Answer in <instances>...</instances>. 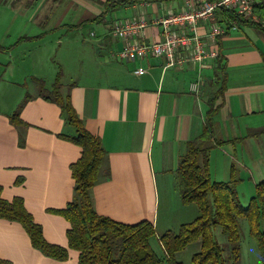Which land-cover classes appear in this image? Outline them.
<instances>
[{"label":"crops","instance_id":"0c3cea01","mask_svg":"<svg viewBox=\"0 0 264 264\" xmlns=\"http://www.w3.org/2000/svg\"><path fill=\"white\" fill-rule=\"evenodd\" d=\"M61 1L32 0V5L20 8L35 31L21 36H35L42 30L48 31L46 27L52 32L84 30L89 26L100 28V39L96 41H87L88 37L83 36L84 57L63 51L56 60L66 69L75 62L86 67L76 82L69 83L68 89L62 84L60 91L62 94L69 91L83 126L100 138L106 152L98 179L90 189L95 211L127 224L150 221L155 229V235L150 238L151 245L152 238L158 241L161 233L176 230L198 213L187 205L191 208L187 211L189 217H193L191 220L180 215L172 220L173 225L161 218L163 208L169 210L172 205L163 191L174 184L178 189L176 168L179 158L185 152L187 141L198 137L203 130L207 99L216 89L215 58H207L203 64L188 61L180 68H164V58L150 52L134 61L121 60L117 52L128 43L160 41L161 26L152 23L154 17H167L170 12L177 14L201 7V4L180 0L175 7L170 5L171 1L141 0L122 6L130 11L125 17H116L110 22L103 17L97 21L102 27L85 21L104 11L101 4L104 0H66L65 6ZM74 12V17L69 16ZM218 14L217 9V18ZM142 17L149 23L136 33L123 38L113 33L115 22H136ZM197 25L208 47L221 51L226 60V88L222 104L213 118V135L225 143L208 152V170L211 180L227 181L231 165L238 171L237 162L243 164V171H252L242 155L243 146L245 140L249 144V140L259 141L263 136L251 137L247 132L264 125V76L262 74L256 80L255 72L245 71V68L260 67L264 34L254 27L236 25L234 31L238 32L231 31L219 40L217 36L216 40H211L204 37L210 21L199 20ZM249 33L259 38L254 39ZM108 36L115 40V47L109 44ZM43 38L29 43L35 44ZM57 40V43L62 41L58 37ZM44 65L48 74H45L46 70L35 68L29 73L30 77L48 80L56 75L52 63L47 60ZM138 66H142L145 73H133ZM196 80L199 89L194 92L189 84ZM23 87L20 80L8 85L0 80V196L7 201L21 198L33 221L41 226L44 239L65 247L68 255L64 260L44 255L32 246L19 222L0 218V258L10 264H79V251L68 246L66 232L70 223L57 211L65 208L72 198L71 164L80 157L81 147L60 136L71 135L73 130L65 123L59 105L44 99L38 90L26 94L29 97L19 111L21 123L15 125L10 121L9 116L25 96H20ZM7 93L12 95L2 97ZM106 169L108 175L105 177ZM213 172L219 174H214L213 178ZM151 247L157 255H163L160 244L159 251Z\"/></svg>","mask_w":264,"mask_h":264},{"label":"trees","instance_id":"16d2710c","mask_svg":"<svg viewBox=\"0 0 264 264\" xmlns=\"http://www.w3.org/2000/svg\"><path fill=\"white\" fill-rule=\"evenodd\" d=\"M31 1H27V5ZM137 1L141 0H104L101 4L105 10L111 11ZM1 2L5 3L6 0H0ZM104 12L85 22L100 21ZM218 12V22L225 25V32L217 35L218 40L229 34L231 22L238 27H254L264 34V0H253L254 18L246 17L233 9L219 8ZM44 34L45 32L35 36H19L14 44H0V51H7L21 42L41 38ZM261 59L264 66V52L261 53ZM213 66L216 89L207 99L208 110L203 130L198 137L187 141L185 152L180 156L176 168L180 199L185 204L194 203L198 213L191 221L180 224L176 230H168L158 236L162 256L157 255L150 245V238L155 235L154 226L150 221L127 224L95 211L90 189L98 179L106 155L100 138L83 126L71 103L70 94L61 93L60 71L56 73L49 87L41 78H33L38 83L39 95L59 105L65 123L73 130L71 135L60 136L81 147L80 157L71 164L74 180L72 198L65 208L57 211L70 223L66 232L68 246L79 251V264H183L176 259V253L195 241H199L200 246L199 250L191 255L190 264H227V260L230 261L229 264H240V218L246 219L249 234L256 241L260 264H264V178L255 183L248 203L243 205L237 191L240 179L234 165H231L230 178L227 181H214L209 176L208 152L225 143L213 135V118L222 104L227 81L226 60L221 51L217 52ZM28 97L25 95L9 116L15 125L21 123L19 111ZM262 134L264 125L247 132V136L251 137H259ZM107 175L106 169L104 176ZM0 218L19 222L30 237L32 246L44 255L59 260L67 258L65 247L50 244L44 239L41 226L33 221L21 198L7 201L0 196ZM217 226L227 242V258L223 255L225 248L213 234V229ZM0 264L10 263L0 258Z\"/></svg>","mask_w":264,"mask_h":264},{"label":"rangeland","instance_id":"374dc122","mask_svg":"<svg viewBox=\"0 0 264 264\" xmlns=\"http://www.w3.org/2000/svg\"><path fill=\"white\" fill-rule=\"evenodd\" d=\"M27 1L29 0H6L5 3L2 2L0 3V44L2 45L14 44V42L19 36L25 33L27 34L29 32L30 33L35 32L33 31L34 26L29 22L30 20H28L27 16L24 13H22L24 10L20 9L25 6L32 5V3L27 5ZM179 1L180 0L171 1L170 5L176 7ZM60 3L62 6H65L67 2L66 0H62ZM165 6H168V4H165ZM104 11H105L104 17L106 18V20H109L108 22H110L111 19H116V17H120V16L125 17L130 13V11L124 10V8L121 6L111 11L105 10L104 8ZM75 14L76 12H74L69 16L74 17ZM87 23L88 24L94 23L97 25L100 24V22H87ZM46 28L48 31L42 30L41 32L47 33L46 34L47 36L44 38L41 37L43 39L40 40V42L32 44L29 43L30 41H25L28 43L25 44L24 42H21L19 44L12 46L11 49L7 51L4 52L0 51V62L2 64V65L0 64V80L1 82H6V85L10 84L11 82L20 80L24 85L23 87L24 91L22 95H20L21 97L26 95L27 93L32 94L35 92V90H38L37 81L33 80V78L30 77L29 73H31V71L35 68H40V70H46L45 74H48L49 72L48 68L47 66L44 65L45 62L47 63V60L48 62L52 63L53 69L56 72L58 71L61 72L60 83L61 85L63 84V86L68 89L69 83L76 82L78 80L77 77L81 73H83V70H86V67L84 68L81 62L80 63L75 62L72 65H70L69 69H66L64 66L61 67V65L58 64L56 60L60 57L63 51L70 54L73 53L74 55L76 54V56L79 57L80 56L84 57L86 53L85 51L86 48L82 46V42H84L83 36L88 37L87 41L93 42L100 39V32H101L100 28L92 29V26L86 27V29L84 30L65 29L62 31L58 30L56 32L50 31L49 27ZM234 30L236 29L230 28L229 31L230 32L233 31V33L238 32ZM86 32L87 35L90 36H87ZM57 37L62 40L61 43H57L58 42ZM251 37L254 39L259 38L255 35H251ZM108 42L109 44H112L114 46L115 40L110 36H108ZM101 50L106 51V49L104 48H102ZM10 56H12L10 61L11 63L10 66L7 67ZM245 71H254L256 80H258V78L262 74L264 76V66L262 63L260 64V67L258 65L255 67L245 68ZM232 73L233 72L230 71L231 79H233ZM52 76L48 80L44 79L45 80L44 82H46L45 85L47 87L51 85V83L55 78V76L53 77ZM6 95L11 96L12 93L4 94L2 95V97ZM15 96H17V94H15L14 97ZM257 115H262V114L258 113ZM254 140H249V144H247L245 140V147L243 146V153H242L245 160H247L249 165L251 166L252 171H247V172L243 171V168L245 167L242 166L243 164L241 165L239 162H237L239 164L237 177L240 179L237 185V191H238L239 199L243 205H246L248 203V200L253 193L255 183L264 178V134L263 136H261V139L259 141L255 140L254 142ZM214 174H219V173L213 172L212 175L213 178H215ZM164 192L165 195L171 199L172 205L169 207V210L163 208V210L161 211L162 212L161 218L171 221V224L173 225H175V222H173L172 220L178 218L180 215L182 216V218L189 221L193 217H189L188 215L189 213H187V211L188 209L190 210L191 208H188L189 206L187 205H190V207L194 209L195 214L197 213V207L195 206L194 203H187V204L182 203L179 195V190L177 189L176 184H174V187L170 186L166 191H163V194ZM163 207H166V205H163ZM238 223H239V229L241 235L240 264H260V256L256 245V241L249 234L248 231L249 228L246 219L240 218L238 219ZM213 234L217 239V241L223 246V248H225L227 242L225 237L221 233V229L219 226L213 229ZM158 244L159 243L156 238L151 239V245L156 251L160 250L158 249ZM199 246H200L199 241L189 243L185 249H183L182 251L178 252L175 255L176 259L181 261L183 264H190L191 255L199 250ZM228 253H229L228 248H225L223 252L225 258H227ZM227 262H228L227 264L230 263L229 260H227Z\"/></svg>","mask_w":264,"mask_h":264},{"label":"built area","instance_id":"2783aa9c","mask_svg":"<svg viewBox=\"0 0 264 264\" xmlns=\"http://www.w3.org/2000/svg\"><path fill=\"white\" fill-rule=\"evenodd\" d=\"M199 2L201 7L183 10L177 14L169 13L167 17H154L152 23L161 26L162 39L151 43L125 44L117 52L123 61L142 59L147 52L153 56L164 58V68H180L188 61L201 62L207 58L214 59L217 56L215 48H209L202 35L199 33V20L210 21V27L206 39L216 40V36L225 32L224 23H219L215 11L219 8L233 9L246 17H253V0H193ZM149 23L147 18H140L136 22H115L113 33L120 38L136 33L140 28ZM231 28L236 24L231 22ZM133 73L141 75L145 73L142 66L134 69ZM190 90L196 92L199 89V81L189 84Z\"/></svg>","mask_w":264,"mask_h":264}]
</instances>
